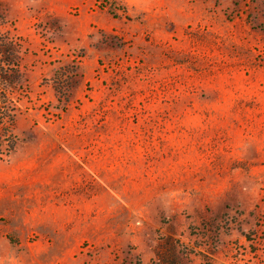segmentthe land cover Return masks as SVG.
Returning <instances> with one entry per match:
<instances>
[{
    "label": "rangeland",
    "instance_id": "obj_1",
    "mask_svg": "<svg viewBox=\"0 0 264 264\" xmlns=\"http://www.w3.org/2000/svg\"><path fill=\"white\" fill-rule=\"evenodd\" d=\"M0 264H264V0H0Z\"/></svg>",
    "mask_w": 264,
    "mask_h": 264
},
{
    "label": "trees",
    "instance_id": "obj_2",
    "mask_svg": "<svg viewBox=\"0 0 264 264\" xmlns=\"http://www.w3.org/2000/svg\"><path fill=\"white\" fill-rule=\"evenodd\" d=\"M4 44H0V46H3Z\"/></svg>",
    "mask_w": 264,
    "mask_h": 264
}]
</instances>
